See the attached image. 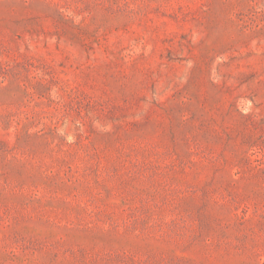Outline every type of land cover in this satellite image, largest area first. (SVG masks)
<instances>
[{"label":"rangeland","instance_id":"rangeland-1","mask_svg":"<svg viewBox=\"0 0 264 264\" xmlns=\"http://www.w3.org/2000/svg\"><path fill=\"white\" fill-rule=\"evenodd\" d=\"M0 264H264V0H0Z\"/></svg>","mask_w":264,"mask_h":264}]
</instances>
